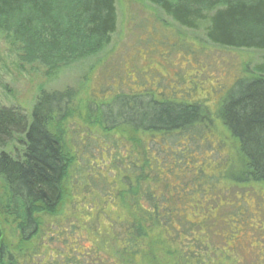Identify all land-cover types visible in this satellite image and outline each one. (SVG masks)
Returning <instances> with one entry per match:
<instances>
[{
  "label": "trees",
  "instance_id": "16d2710c",
  "mask_svg": "<svg viewBox=\"0 0 264 264\" xmlns=\"http://www.w3.org/2000/svg\"><path fill=\"white\" fill-rule=\"evenodd\" d=\"M138 1L157 6L182 28L202 27L211 45L264 51V0ZM117 3L118 0H0V28H9L13 16L26 23L33 16L43 23L57 15L62 18L63 11L71 9L68 16L71 15L75 28L70 22L69 32L76 30L80 41L75 46L81 48L87 46L88 40L104 41L114 35L118 26ZM28 42L40 43V49L43 46L32 38ZM156 98L148 91L131 95L118 93L110 102L93 110L94 116L91 113L89 120L99 125L101 133L95 135L97 143L106 145L112 152L109 156L115 166L108 174L114 173L115 178L108 183L107 177L101 175L100 185L106 189H99L97 194L103 199L100 206L90 202L95 197L88 203L77 200L72 216L53 222L45 218L62 215L72 169L79 159H89L82 154L78 157L79 152L58 132V126L78 107L75 93L72 89L53 92L43 89L29 114L0 109V149L15 139L22 145L16 153V149L0 150V183L8 200L1 210L5 217L11 218L19 234L15 246L8 245L2 236L0 264H41L43 260L46 264H162L159 246L175 260L182 255L174 253L168 244V237L177 234L181 223L188 232L198 234L194 241L197 249L206 250V242L199 237L206 222L178 220V208L185 197L171 187L169 177L162 175L159 164L171 165L170 171L176 172L185 168V154L200 153L191 146L193 140H198L195 135L199 128L207 127L214 120L205 114L200 103ZM214 115L237 143L243 170L232 175L231 181L264 182V60L249 77L236 80ZM123 126L151 136L155 148L151 146L144 151L142 166L138 164L140 160L125 158L116 150L124 142L115 140L111 133L119 132ZM88 135L94 136L87 133L80 136V141L85 146L84 152L95 157L97 145L87 141ZM184 141L189 152L166 156L161 151L162 144L180 148L179 143ZM89 145L95 146V152L87 150ZM206 165L201 161V167L195 171L185 168L175 177L176 183L178 180L180 186L193 189L204 185L207 190L221 185L224 176L220 174L225 171L208 173ZM90 187L86 193L80 189L84 192L82 198L93 197L99 188ZM80 214L82 219L78 218ZM79 240L85 241L83 254L79 253L77 244L70 243Z\"/></svg>",
  "mask_w": 264,
  "mask_h": 264
},
{
  "label": "rangeland",
  "instance_id": "374dc122",
  "mask_svg": "<svg viewBox=\"0 0 264 264\" xmlns=\"http://www.w3.org/2000/svg\"><path fill=\"white\" fill-rule=\"evenodd\" d=\"M72 11L65 9L62 18L57 15L43 23L33 16L28 19L30 23L13 16L9 28H0V109L29 114L43 89L47 92L72 89L78 103L77 109L58 126V132L79 152L78 157L82 154L89 159H79L72 169L62 215L45 220L53 222L72 216L77 200L84 199L88 203L95 197L90 202L102 204L103 199L97 196L99 189H106L100 185L101 178L107 177L108 183H112L114 173L108 172L115 164L110 160L112 152L108 147L97 143L95 135L101 133L99 125L92 123L89 115L94 116L93 110L110 102L118 93L131 95L148 91L157 96V100L169 97L176 103L187 100L200 103L205 114L214 120L207 127L202 125L195 135L198 140L191 142L199 154L189 152L185 141L179 143L180 148L162 144L161 151L166 156L189 152L185 154L186 169L195 171L204 161L208 173L225 171L220 174L224 176L221 185H213L209 190L204 185L193 189L180 186L178 180L176 183L178 173L185 168L176 172L170 171L171 165L162 167L159 164L162 175L169 177L171 187L185 197L178 208V220L206 222L199 237L207 245L206 250L197 249L194 241L198 234L188 232L181 223L177 226V234L168 237V244L174 248V253L182 255L175 260L165 255L163 247L159 246L162 264H264V182L231 181L232 175L243 170L237 143L214 115L221 109L236 80L249 77L263 62L264 51L211 45L202 27L198 30L182 28L157 6L138 0H118V26L114 35L104 41L88 40L87 46L80 48L75 46L80 41L76 30L69 32L72 17L68 14ZM71 26L75 28L73 22ZM31 38L41 42L42 48H39L40 43L29 44ZM120 129L111 133L115 140L124 142L117 152L125 158L140 160L138 164L142 166L144 151L151 146L155 148L151 136L129 126ZM87 133L94 135L86 138L97 145L96 152L94 145L87 149L97 153L95 157L84 152L85 146L80 141V136ZM203 138L206 140L202 141ZM21 148L15 139L0 150L16 149V153ZM89 185L90 189L96 185L98 191L93 197L82 198V193L89 192ZM7 201L4 185L0 183V225L5 242L15 246L19 234L11 218L5 217L1 210ZM78 218L82 219V214ZM4 219L9 220L8 223ZM70 243L77 244L80 254L86 252L84 240ZM195 255L198 257L194 258ZM41 264L46 263L43 260Z\"/></svg>",
  "mask_w": 264,
  "mask_h": 264
},
{
  "label": "water",
  "instance_id": "95a60500",
  "mask_svg": "<svg viewBox=\"0 0 264 264\" xmlns=\"http://www.w3.org/2000/svg\"><path fill=\"white\" fill-rule=\"evenodd\" d=\"M2 236H3V234H2V228L0 226V241H1Z\"/></svg>",
  "mask_w": 264,
  "mask_h": 264
},
{
  "label": "flooded vegetation",
  "instance_id": "af4514ba",
  "mask_svg": "<svg viewBox=\"0 0 264 264\" xmlns=\"http://www.w3.org/2000/svg\"><path fill=\"white\" fill-rule=\"evenodd\" d=\"M3 233V232H2Z\"/></svg>",
  "mask_w": 264,
  "mask_h": 264
}]
</instances>
